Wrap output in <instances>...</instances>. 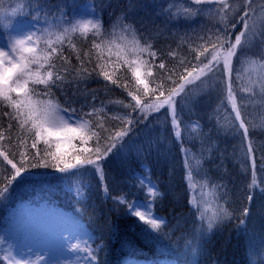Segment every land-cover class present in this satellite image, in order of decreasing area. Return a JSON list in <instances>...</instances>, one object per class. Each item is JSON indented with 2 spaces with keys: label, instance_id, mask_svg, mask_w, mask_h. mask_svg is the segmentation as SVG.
Wrapping results in <instances>:
<instances>
[{
  "label": "snow or ice",
  "instance_id": "1",
  "mask_svg": "<svg viewBox=\"0 0 264 264\" xmlns=\"http://www.w3.org/2000/svg\"><path fill=\"white\" fill-rule=\"evenodd\" d=\"M188 2L191 6L180 8L178 0H170L143 17L129 15L134 11L130 3L119 15L109 13L107 24L103 10L96 6L79 17L63 7L53 13L47 0H26L27 13L24 5L0 10V26L7 32L6 42L0 43V157L10 166L0 182V203L7 202L14 186L33 181L34 170L41 168L55 169L67 178L94 170L103 185L109 159L120 158L141 132L159 124L160 116L166 115L172 127L179 128L186 110L195 114L194 106L214 94L226 93L233 110V124L226 130L244 138L245 157L251 159L253 169L257 167L241 110H247L255 98L264 110V0ZM21 13L32 16L35 30L14 34L11 18ZM161 40L170 42L161 46ZM94 79L104 88L90 89ZM112 87L121 89L127 102L100 99L99 93L107 96ZM116 107L119 113L112 115ZM175 136L180 142L178 132ZM189 151L181 148L186 170ZM260 152L264 172V147ZM207 153V158L219 159L215 167L221 169L224 154L212 149ZM204 179L210 185L212 210L209 214L190 201L192 212L199 214L187 240L192 253L221 224L236 218L225 206L231 203L228 184L207 175L206 169ZM147 194L155 199L146 204L112 199L143 223L147 238L167 236L157 231L168 227L166 218L152 214V206L165 194L151 181ZM246 200L250 205L252 194H246ZM17 211L5 219L7 227L0 228V264H106L98 257L107 245L96 243L100 238L88 232L87 239L75 242L63 236L59 248L33 237L19 255ZM249 216V207L244 206L239 224L244 225ZM108 225L111 235H118L110 219ZM181 226L177 218L176 227ZM189 234L182 233V238Z\"/></svg>",
  "mask_w": 264,
  "mask_h": 264
},
{
  "label": "trees",
  "instance_id": "2",
  "mask_svg": "<svg viewBox=\"0 0 264 264\" xmlns=\"http://www.w3.org/2000/svg\"><path fill=\"white\" fill-rule=\"evenodd\" d=\"M169 2L47 0L53 13L63 7L70 15L75 13L78 16L87 7L101 8L105 24L108 23L109 13L119 15L130 3L134 11L129 15L143 17L155 12L158 5L166 6ZM17 5H24L23 13L29 12L26 0H0V10L10 11ZM189 6L188 0H178V7ZM11 19L15 25L25 20L34 22L31 15L22 13ZM7 22L5 20L4 23ZM39 26H43L42 17ZM0 33L7 36L2 26ZM73 41L79 46L77 36H73ZM169 42L161 40L160 45ZM88 87L103 89L104 84L94 79ZM99 97L102 100L127 102L126 94L115 87L107 90V96L100 92ZM212 97H205L194 106L195 114L186 110L179 128L174 129L166 115L160 116L159 124L154 123L151 129L141 132L131 142L125 155L109 159L104 168L103 185L94 170H86L81 176L73 178H67L55 169L34 170L37 175L33 181L26 186H14L7 202L0 203V228H6L5 219L24 204L29 205L37 215H46L49 211L68 213L74 227L82 231V240L87 239L85 232H88L100 238L96 243L103 241L107 245L105 252L98 257L106 264H127L140 260L150 264H264V172L260 170L259 160L260 149L264 147V110L258 99L256 106L244 112L245 124L249 129L247 139L253 142V154L256 157L257 167L253 169L251 159L244 154V138L226 130L233 124V110L226 104V93ZM118 113L119 108H113L112 115ZM210 116L212 122H209ZM193 122H197V127H194ZM176 132L179 133L180 142L175 136ZM182 147L190 150L187 170ZM208 149H212L214 154L217 150L224 154L221 169L215 167L220 163L218 158H207ZM7 168L10 166L0 157V182L4 181ZM205 169L207 175L228 184L231 203L225 206L236 218L221 224L201 242L197 252L192 253L187 248V240L191 239L189 233L199 214L192 212L190 201L195 207L196 180L198 177L204 179ZM242 172L245 175L243 180ZM140 175L148 182L143 181ZM253 179L255 185H252ZM150 181L165 194L163 200L154 205V209L157 215L166 218L168 224L167 228L157 230L168 235L155 239L147 238L143 223L127 215L124 204H115L112 199L122 197L126 203L155 199L147 194ZM246 194L253 196L250 205ZM244 206L249 207L250 216L244 225H240L239 218ZM177 218L182 222L181 227H176ZM109 219L118 229L116 236L111 235ZM182 233L189 235L182 238Z\"/></svg>",
  "mask_w": 264,
  "mask_h": 264
},
{
  "label": "rangeland",
  "instance_id": "3",
  "mask_svg": "<svg viewBox=\"0 0 264 264\" xmlns=\"http://www.w3.org/2000/svg\"><path fill=\"white\" fill-rule=\"evenodd\" d=\"M89 8L90 7L85 8L80 14L87 15ZM88 18H91V16H88ZM33 25L34 22L32 21L29 20L21 21L17 25H15L13 29V33L15 34V32L26 31L28 28H32L33 30H35ZM5 37H6L5 35L0 33V43L6 42ZM240 95H241L240 93H237V103L240 102ZM209 98H213V97L211 96ZM226 101H227L226 104L227 105L229 104V106L231 107V103L228 100ZM257 101L258 98L254 99L253 102L249 104L247 110L249 111L251 110L252 107L256 106ZM241 111H242V115L244 116L245 110L242 109ZM192 124L194 125V127H197V122H193ZM64 147L68 148L67 145H64ZM126 152L127 150L122 155H125ZM241 174H242L241 178L243 180L245 175L243 172ZM141 178L143 181L148 182L146 178L142 176ZM209 190H210V185L206 183L205 179L198 177L196 180V190H195L197 192V194L195 195L197 202L193 201V204H195V207L206 208L207 212L210 214L212 208L209 207V205H211L213 202L211 200V197L209 196ZM206 201H207V205L205 204ZM133 202H137V201H133ZM138 202H141L142 204L147 203L143 201H138ZM140 210L147 211V208L141 207ZM152 214L155 217H161L156 214L154 206H152ZM70 219L71 217L69 216V214L63 212L49 211L46 213V215L43 214L37 215L29 205L21 204L15 216V222L21 225V228L15 237V242L18 245V247L16 248V252L19 253V255H23L25 246L32 244L33 237L41 238L53 248H59L61 246L63 236L72 239L73 242H75L77 238L82 240V231L79 232V230L76 227H74L75 225ZM2 255L3 254L0 253V257H2ZM127 264H148V263L145 261H134V262H128Z\"/></svg>",
  "mask_w": 264,
  "mask_h": 264
}]
</instances>
